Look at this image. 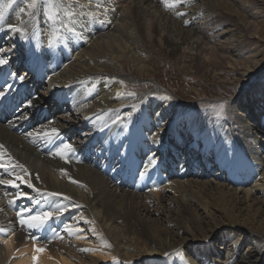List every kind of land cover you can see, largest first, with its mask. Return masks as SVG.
I'll return each mask as SVG.
<instances>
[{"label": "bare ground", "instance_id": "bare-ground-1", "mask_svg": "<svg viewBox=\"0 0 264 264\" xmlns=\"http://www.w3.org/2000/svg\"><path fill=\"white\" fill-rule=\"evenodd\" d=\"M67 1L78 14L108 9L109 16L110 10L123 9L122 19L135 35L128 32L129 23L117 36L106 20L78 15L69 26L89 29L85 35L97 40L88 49L81 40L84 32L78 31L76 41L64 42L68 30L50 23L40 3L29 17V0H15L0 20V59L7 61L0 65V104L10 108L0 114V152L6 150L11 163L24 165L28 173L0 168V179H12L8 173L13 172L36 189L0 184V264H264L260 85L233 100L221 120L165 96L159 86L129 96L123 81L129 76L115 72L107 59L119 53L115 58L123 68L132 64L137 73L150 76L151 59L131 62L120 55L133 51L126 42L136 38L144 49L160 46L184 59L183 69L223 62L252 72L264 52L257 46L243 60L246 47L230 43L237 23L213 16L209 1ZM220 1L239 20L254 19L245 8L240 12L236 0ZM7 2L0 0V6ZM9 25L21 28L24 38ZM47 42L46 56L58 57L57 63L42 60ZM76 45L83 52L75 58L73 75L59 73L56 82L55 73ZM64 48L67 53L61 55ZM51 128L58 130L51 139L29 135ZM64 144L73 151L61 158L56 153ZM0 162L9 163L7 156ZM244 180L253 187H241ZM164 184L169 190L162 194ZM18 191L26 196L10 205ZM37 213H51V219L32 233L34 228L20 223L21 214L27 219ZM47 223H57L61 238L41 231ZM89 234L94 246L85 242Z\"/></svg>", "mask_w": 264, "mask_h": 264}, {"label": "rangeland", "instance_id": "rangeland-1", "mask_svg": "<svg viewBox=\"0 0 264 264\" xmlns=\"http://www.w3.org/2000/svg\"><path fill=\"white\" fill-rule=\"evenodd\" d=\"M202 1L205 2H203L204 4L209 1L207 4L210 6V13L213 16L218 18L221 15L219 18L227 22H235L234 24L237 23L236 26L231 29L232 41H230V43H233L234 47L238 46L241 49L246 47V53L244 56H242L243 60L252 56L253 53H255L254 51L256 50V48H258L257 46H259L257 52H264L263 0H236L238 3L236 4V6H239L240 12H243V8H245L246 10H248L249 14L254 13V19L251 22H249V20L247 19L246 21H241L242 19L239 20L236 15H233V13L229 10L228 7L226 8L221 4L220 0H217L218 2L216 0ZM67 2V0H61V3L64 4H67ZM39 3L41 5L42 11H46V8L43 4V0H40ZM72 6L74 9L77 10L78 7L74 5ZM202 9L203 8H200V10H195V13L200 12ZM107 10L108 9L104 10L103 12H94L95 18L96 16H98L102 19L100 21L105 22L106 20V22L111 25V29L109 30L110 34H115L117 36L122 35L120 34V31L124 28H128V25H126L125 27L124 25L126 23H129L128 20L122 19L123 9L118 12L114 9L110 10L109 16L106 13ZM124 14H127L126 10ZM130 26L131 24L129 23L130 29H128V32L133 33V35H135V31L133 30L134 28ZM78 31L82 33L84 32V37L81 40L85 42L88 49L92 48L90 45L97 40L98 36L87 37L85 34L89 32V29L85 30L84 27L81 26H78L77 29H74L73 32L67 31L64 34L65 37L63 38V41L73 43L74 41H76L77 38L74 37V35H80ZM67 34L70 37H68ZM68 38L70 39L68 40ZM134 42L135 43H131L129 41L126 42L128 46L131 45L133 48V51L129 55H125L124 53H121L120 55L122 56V58L131 62L134 58H139L140 60L151 59L150 68L155 69L154 72L150 75L151 77L147 75L143 76L137 73L132 64L128 65V63H126V67L123 68L120 63L121 61L115 58L119 53L117 54L114 52L113 55L108 54L107 56V59H109L110 65L114 67L115 72L123 71V75L125 74L129 76V79L123 80L125 81L129 96L140 97L142 93L150 92L151 88L155 85L157 88L159 86L163 89L165 96L174 97L179 102H181L180 99H183L185 102L193 103L194 105L198 106L200 109H202V111L213 113L216 116V119L225 120L228 115V109H230L232 106V101L235 100L237 97L243 95L246 92H250L255 86L259 85V87L263 89L262 91L264 92V56L258 58L259 64L253 67L252 72L251 70L249 71L248 69H246V66H239L237 68H233L230 64L223 62H217V66L216 64L211 65L210 63L206 66H203L202 64H193L192 67H189V69H183L182 67L184 59L180 58L179 56H170L169 53L163 47L156 46L149 47V49H144V47H142V42L138 38H136V41ZM50 47L51 43L47 42L44 47V54L42 60L44 62H48V64H54L59 61V58L57 57L56 59H53L49 56H46L45 51L50 50ZM137 47H142L140 49V52L137 50ZM77 48L78 47L76 45L73 50H70L69 60L65 62L62 61L64 62L63 65H61L59 71L55 73V76H57L56 82H58L59 80V73L66 74L67 76L73 75L75 71V65H73L75 62V58L80 56L81 52H83L81 49ZM58 52L61 53L63 52V50H60ZM65 52L67 53V50L64 48V53H62L61 55L65 54ZM101 62L103 61H100V63ZM117 80L120 83L122 81V79ZM132 87L135 88L133 89ZM257 104L259 105V108L261 107V109H264V103L262 101ZM221 105L223 107H221ZM236 114L237 110L235 112V115ZM256 117H261V115H258L257 113ZM262 120L264 122V116L262 117ZM151 138L152 137H149V139ZM142 162L143 160H140L136 164L137 167H141ZM144 162L146 161L144 160ZM143 165L145 166L146 163H143ZM257 177L258 179H260V176ZM240 185L241 187L247 185H249L247 187H253L254 183L247 184L244 180L240 182ZM161 188L163 189L162 194L169 190L165 184L162 185ZM147 192L150 193V195L152 194L150 188H147ZM59 222L60 221H58V223ZM62 222L63 221H61V223ZM63 226L65 229L69 227L67 222L63 223ZM44 229L47 233L50 232L48 234L55 239H59L61 238V235H63V233H61V230L57 226V223H47V226L42 228L41 231H43ZM31 231L32 233H36L38 232V228H34ZM89 237L90 234L85 236V242H89V245L91 244L90 246H94V244L91 243Z\"/></svg>", "mask_w": 264, "mask_h": 264}, {"label": "snow or ice", "instance_id": "snow-or-ice-1", "mask_svg": "<svg viewBox=\"0 0 264 264\" xmlns=\"http://www.w3.org/2000/svg\"><path fill=\"white\" fill-rule=\"evenodd\" d=\"M40 2V0H29L28 4H27V8L30 10L28 12L29 17H33L35 15V10L38 7V3ZM15 3V0H8L7 3H4L2 6H0V20L4 19V14L5 12L12 7V5ZM43 4L46 8L45 11V15L47 17V20L52 23L53 25H55L56 23H60L65 29H67L69 32H73V28H71L69 25H74L77 22V17L78 15H90L91 18H95L94 14H86V13H77L76 9L73 8L72 3L69 2L67 4L64 3H57L56 0H43ZM80 7H82V5H80ZM97 7H99V5H97ZM21 13L25 12L24 8L20 9ZM10 29L14 32L19 33L20 37L23 39L25 34L23 32V30L19 27H15L13 25H9ZM55 35V33H54ZM7 61L0 59V65L6 64ZM19 79L23 80V77H19ZM221 107H223L221 105ZM29 135H35L37 137L40 138H45V139H51L52 136L54 135H58V130L56 128H51L50 130H45L43 131V133H29ZM4 146L0 145V149H3ZM73 151L71 145L68 144H64L62 148H60L56 155L61 156V158H64L66 153ZM7 156V159L9 161V163L5 164L3 162H0V168H3L6 172L8 171L9 168H20L22 170V172L24 174H28L27 173V169L24 167V165L22 164H13L11 163V156L7 155L6 150H4L3 152H0V161L3 160V158ZM67 162V160L65 161ZM9 176H12V179H0V184L3 185H8L12 188H19L21 184H26L27 187L29 188H33V190H36L34 188V186L27 180L25 179V176L23 175H17L13 172H9L8 173ZM38 178V177H37ZM16 181H19V183H17ZM73 183H75V181H72ZM48 195L50 196H55L57 195L56 193H48ZM26 194L24 192H17L15 197L13 198V200L9 201V204H14L15 199L20 198V197H25ZM65 199H67V197H65ZM49 219H51V213H37L35 216H29L27 217V219H25L23 217V215L21 214V220L20 223L22 225H27V227L29 229L31 228H39L41 227L45 222H47ZM69 234H72V230L68 229ZM4 232L3 229H0V233ZM238 242L233 240V244L234 246L237 244ZM37 252H41L43 251V249H36ZM86 251V250H85ZM167 255V253L165 254ZM33 259L35 260L36 257L34 256Z\"/></svg>", "mask_w": 264, "mask_h": 264}]
</instances>
